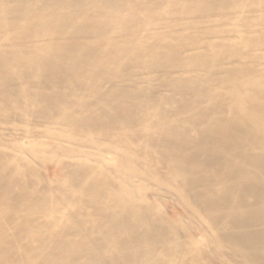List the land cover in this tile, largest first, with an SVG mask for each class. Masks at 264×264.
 Returning <instances> with one entry per match:
<instances>
[{
  "label": "bare ground",
  "instance_id": "1",
  "mask_svg": "<svg viewBox=\"0 0 264 264\" xmlns=\"http://www.w3.org/2000/svg\"><path fill=\"white\" fill-rule=\"evenodd\" d=\"M0 264H264V0H0Z\"/></svg>",
  "mask_w": 264,
  "mask_h": 264
}]
</instances>
